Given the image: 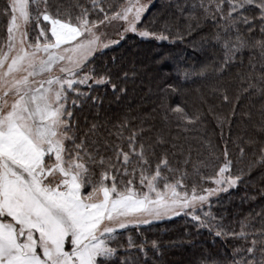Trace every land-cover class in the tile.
<instances>
[{
    "label": "snow or ice",
    "instance_id": "obj_1",
    "mask_svg": "<svg viewBox=\"0 0 264 264\" xmlns=\"http://www.w3.org/2000/svg\"><path fill=\"white\" fill-rule=\"evenodd\" d=\"M166 7L167 15L163 8L156 11L154 0H73L67 6L7 0L0 9L7 18L0 41V264H158V241L129 236L122 245L121 230L181 216L197 231L242 241L223 258L202 257L199 264H264V206L241 218L239 231L225 223L224 214L211 212L213 198L219 202L220 194L246 186L257 166L264 169V142L247 171L232 170L225 146L222 163L211 172L192 165L198 179L189 183L190 152L175 166L167 151L157 154L168 143L163 136L146 143L145 129L132 118L113 120L98 111L103 100L97 89L127 93L109 68L95 66L98 55L129 34L175 43L194 41L209 27L199 48L219 50L221 73L243 63L246 50L250 57L259 52V69L249 63L240 90L264 98V0H167ZM113 24L119 25L116 39L102 28ZM205 70L176 68L185 80ZM165 91L177 89L169 84ZM222 99L229 102L226 92ZM160 103L165 119L179 128L201 122L199 111L168 104L166 95ZM86 109L91 118L85 115L81 123ZM259 116L257 130L264 134V106ZM216 118L221 126L227 122ZM258 195L264 197V189Z\"/></svg>",
    "mask_w": 264,
    "mask_h": 264
},
{
    "label": "trees",
    "instance_id": "obj_2",
    "mask_svg": "<svg viewBox=\"0 0 264 264\" xmlns=\"http://www.w3.org/2000/svg\"><path fill=\"white\" fill-rule=\"evenodd\" d=\"M51 2L67 6L72 4L73 0ZM106 2L116 4L120 0ZM6 3L7 0H0V9ZM155 3L156 11L163 8L164 14H168L167 0H156ZM6 28L7 18L0 15V41L7 35ZM210 32V27L205 28L199 35L194 34V41L193 37H189L183 42L175 43L129 35L116 47L98 55L95 61L97 68L107 67L111 70L113 82L127 88L126 94H114L110 86L97 89L96 94L103 100L98 109L101 117L107 116L115 120L127 115L132 118L134 125L145 129L146 143H154L157 137L163 136L168 143L162 148L158 147L157 154L167 151L175 166H181L184 157L190 152L192 163L187 166L189 183L198 179L192 165L200 167L202 173L211 172L217 161L222 163L225 146L233 162L232 170L247 171L248 164L256 158L261 143L264 142V134L257 130L264 98L240 90L241 77L250 71L249 63H256L259 69V52H253L250 57L246 50L241 57L243 63H237L221 73L216 68L219 50L199 48L201 36L210 35ZM193 42L197 46L196 52L192 50ZM188 65L197 70L206 65L204 75L185 80L176 68H187ZM122 72H128L130 79H120ZM169 84L175 86L177 91L167 93L165 89ZM225 92L229 96V102L222 99ZM165 95L168 104H180L190 112L199 111L202 114L201 122L184 130L177 127L170 117L166 120L165 110L160 103ZM237 96L239 100L236 99ZM233 111L235 115H232ZM85 115L91 118L86 109L80 117L81 123ZM217 116L226 118L227 122L221 126ZM249 139L255 143H248ZM172 144L179 145L180 148L173 149ZM240 148L244 149L243 153ZM202 163L208 167H201ZM250 175L246 186L220 194L219 202L217 198L213 199L211 212L215 215L224 214L225 223L237 231L241 218L264 206V197L258 195L259 191L264 189V169L257 166ZM246 194L256 195L257 199L244 202L243 197ZM254 222L259 227L258 220ZM121 232L118 240L122 245L126 244L129 236L136 242H140L142 237L148 241H158L162 252L158 264H199L202 257L223 258L233 245L242 243L239 240L215 238L204 229L197 231L190 220L182 216Z\"/></svg>",
    "mask_w": 264,
    "mask_h": 264
},
{
    "label": "rangeland",
    "instance_id": "obj_3",
    "mask_svg": "<svg viewBox=\"0 0 264 264\" xmlns=\"http://www.w3.org/2000/svg\"><path fill=\"white\" fill-rule=\"evenodd\" d=\"M156 0H154V2H155ZM102 28H103V31H105L107 34H108V36H109V38H112V39H116V38H118L117 37V31H118V28H119V25L118 24H113V25H110V26H107V27H103L102 26ZM129 35H133V34H129ZM128 35V36H129ZM124 40V39H123ZM123 40H121L120 41V43L123 41ZM148 40H151V39H148ZM114 47H116V46H114ZM106 51V50H105ZM213 199H215V198H213ZM146 226V225H145ZM122 231V230H121ZM124 231V230H123Z\"/></svg>",
    "mask_w": 264,
    "mask_h": 264
}]
</instances>
